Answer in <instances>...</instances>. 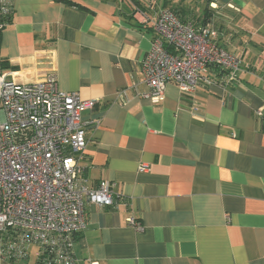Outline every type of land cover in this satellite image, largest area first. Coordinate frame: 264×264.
<instances>
[{"label": "crops", "instance_id": "1", "mask_svg": "<svg viewBox=\"0 0 264 264\" xmlns=\"http://www.w3.org/2000/svg\"><path fill=\"white\" fill-rule=\"evenodd\" d=\"M135 1L14 0L0 34L17 83L54 75L61 91L96 101L81 165L91 187L112 182L121 200L87 204L77 263L264 264V0H211L219 46L244 61L238 83L193 93L170 83L160 103L144 96L143 61L174 0ZM34 254L12 263L0 245V264Z\"/></svg>", "mask_w": 264, "mask_h": 264}, {"label": "built area", "instance_id": "2", "mask_svg": "<svg viewBox=\"0 0 264 264\" xmlns=\"http://www.w3.org/2000/svg\"><path fill=\"white\" fill-rule=\"evenodd\" d=\"M13 4L0 0V34ZM154 30L143 61L149 87L144 96L153 103L165 100L170 83L193 93L202 85L229 88L239 82L244 61L219 46L210 24L196 27L163 9ZM95 105V100L61 91L54 75L19 84L0 58V245L5 260L26 261L35 248L34 264H78L74 240L87 227V204L113 207L121 200L112 182L91 187L81 165L89 125L83 116ZM149 170L139 167L140 173ZM127 223L144 230L133 217Z\"/></svg>", "mask_w": 264, "mask_h": 264}, {"label": "trees", "instance_id": "3", "mask_svg": "<svg viewBox=\"0 0 264 264\" xmlns=\"http://www.w3.org/2000/svg\"><path fill=\"white\" fill-rule=\"evenodd\" d=\"M135 1V0H133ZM137 6L140 7V1H135ZM210 4H211V1L208 0L207 1V4H206V7L203 11V16H199L196 18V21H194L195 23H193L196 27H199V26H207L208 24H211L212 20H213V15H214V10L210 9ZM164 8L165 9H168V10H171L172 12H174L175 14H177L181 21L186 23V22H189V18L191 16H189L190 14V9L189 7H187V5H185V2H183L182 0L179 2V5L178 6H175V4H173L172 1H167L165 2L164 4ZM199 22V24H197Z\"/></svg>", "mask_w": 264, "mask_h": 264}, {"label": "rangeland", "instance_id": "4", "mask_svg": "<svg viewBox=\"0 0 264 264\" xmlns=\"http://www.w3.org/2000/svg\"><path fill=\"white\" fill-rule=\"evenodd\" d=\"M184 1H185V5H187V7H189V9H190L189 16H191V17L189 18V22L195 23L194 21H196L197 17L203 16V11L206 7L208 0H184ZM172 2H173V4H175L178 2V0H174ZM218 7H219V5H218ZM210 9H212V7ZM218 9H220V8H218ZM215 11H219V10H214V12H213L214 15H215ZM214 19H215V17H214ZM197 24H199V22ZM214 25H216V24H213V26ZM32 262H33V260H32Z\"/></svg>", "mask_w": 264, "mask_h": 264}]
</instances>
